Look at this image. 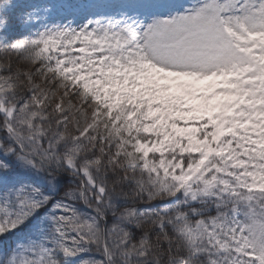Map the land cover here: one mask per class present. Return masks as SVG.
<instances>
[{"label":"snow or ice","instance_id":"obj_1","mask_svg":"<svg viewBox=\"0 0 264 264\" xmlns=\"http://www.w3.org/2000/svg\"><path fill=\"white\" fill-rule=\"evenodd\" d=\"M0 264H264V0H0Z\"/></svg>","mask_w":264,"mask_h":264}]
</instances>
